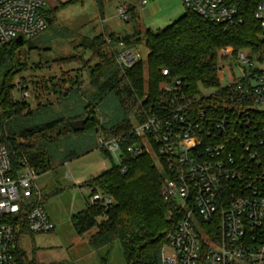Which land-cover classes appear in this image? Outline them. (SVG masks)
Instances as JSON below:
<instances>
[{
  "label": "built area",
  "instance_id": "obj_1",
  "mask_svg": "<svg viewBox=\"0 0 264 264\" xmlns=\"http://www.w3.org/2000/svg\"><path fill=\"white\" fill-rule=\"evenodd\" d=\"M181 1L212 22L243 21L225 0ZM45 4V0H0V46L44 32L49 23L41 12ZM117 14L130 21L124 5L118 6ZM255 18L264 29V0ZM254 57L247 49L219 50L217 74L226 89L218 101L222 108H207L198 102L201 98L192 102L180 92L181 81L175 80L166 84L171 94L168 106L150 110L119 134L97 132L98 147L118 163L124 153L149 156L164 173L161 191L176 221L161 248L160 264H264V69L244 67L239 78L225 76L232 60L252 67ZM141 59L137 48L116 53L123 68ZM217 93L203 91L202 99ZM86 189L92 193L90 205L104 209L113 205V196L94 187ZM43 196L32 169L23 163L15 171L7 146L0 144V264H19L20 227L9 218H16L23 206L32 233L55 229Z\"/></svg>",
  "mask_w": 264,
  "mask_h": 264
},
{
  "label": "trees",
  "instance_id": "obj_2",
  "mask_svg": "<svg viewBox=\"0 0 264 264\" xmlns=\"http://www.w3.org/2000/svg\"><path fill=\"white\" fill-rule=\"evenodd\" d=\"M93 1L99 14H103L105 0ZM261 1L225 0L237 8L243 18L241 23L212 22L185 8L180 18L157 31L151 28L143 31L135 5L129 4V22L133 30L128 34L109 36L119 47L116 53L121 49L137 47L138 42L144 41L148 51L146 61L141 59L132 67L121 69L116 61V53L111 57L105 53L107 41L105 34L100 33L95 36L83 35L77 46L82 53L63 56L59 62L84 60L86 53L92 51L100 59L93 66H88L91 78L88 87L92 89L93 96H98L97 100L102 101L104 94H114L125 116L132 112L135 120L143 118L150 110L159 111L168 106L171 94L166 84L175 80L181 81L180 92L192 102L201 98L198 102L207 108H222V104L218 105L219 97L224 95L226 89L221 87L217 74L219 50L224 46H232L235 51L247 49L259 63L264 64V29L255 18ZM41 12L53 23L51 11L47 14ZM21 44L14 40L0 46V144L7 146L15 171L20 170L23 163L32 171H47L51 165V156L44 149L47 143L69 140L88 131L97 133L101 130L107 135H116L133 126L134 123L125 116L105 126L90 105H85V111L80 114L26 126V119L33 114L30 102L14 96L15 78L29 68L20 59ZM40 66L38 64L36 67ZM163 70H167L168 74H164ZM21 78L23 83L27 82L24 76ZM62 82L64 85L54 91L61 97L68 95L75 85L80 88L83 84L79 74L61 78ZM37 83L34 85L35 91ZM26 84L24 89L28 87ZM47 85H43L44 89ZM203 89H213L218 93L202 99ZM145 93L148 96L143 99ZM35 95L38 97L37 92ZM72 120H85L84 128L73 130L69 124ZM100 150L112 158L110 152ZM163 179L164 173L153 165L149 156L133 158L124 153L120 163L113 161L109 168L82 183L83 187H94L113 196L114 203L105 209L88 203L86 208L72 216L76 232L83 235L96 227L97 232L90 239L94 246L118 239L125 264H160L161 248L176 221V217L169 215L170 203L162 195ZM24 209L25 206L16 218L9 220L20 227L16 241L19 264H34L23 257L19 248L20 235L23 232L32 233L22 212ZM104 215H107V219L102 218Z\"/></svg>",
  "mask_w": 264,
  "mask_h": 264
},
{
  "label": "rangeland",
  "instance_id": "obj_3",
  "mask_svg": "<svg viewBox=\"0 0 264 264\" xmlns=\"http://www.w3.org/2000/svg\"><path fill=\"white\" fill-rule=\"evenodd\" d=\"M45 1L42 11L46 14L51 11L53 23H48L47 29L37 36L25 38L24 43L19 46L20 59L29 68L21 75L26 78L27 84L23 83L20 75L15 78L14 96L16 99L26 98L33 110V114L26 119L25 125H40L55 118L80 114L85 111V105H90V108L94 109L105 126L115 120L123 119L124 111L114 94L106 93L102 96L103 100L99 101L98 96H93L92 89L88 87L91 82L88 66L100 61L92 51L86 53L84 60L81 58L63 64L59 62L63 56L82 53V49L77 46L83 35L95 36L102 33L95 2L93 0ZM132 1L135 0H105L106 13L115 12L116 6L121 5L128 9L127 5ZM162 1L159 0L161 6L168 8L172 13H182L185 9L181 0ZM128 15L130 16L129 12ZM163 17L165 16L160 15L151 24H147V27L157 31L174 21L161 22ZM127 26L130 28L131 24L128 23ZM146 28L142 27V30ZM105 39L107 41L105 53L111 57L119 47L109 35H105ZM137 44L138 46L133 48L139 49L142 60L146 61L148 51L145 42ZM253 63L254 66L250 67L248 63L239 65L234 60L229 62L237 78L243 76L244 67L248 71L264 69V64L259 63L255 57ZM38 64L42 67L37 68ZM118 66L125 69L119 64ZM76 74L80 75L83 83L80 88L75 85L74 89L63 97L58 92H54L64 85L63 82L61 83V78L67 79ZM35 82H38L37 91L34 90ZM25 84L28 86L26 89H24ZM45 84H48V90L44 89ZM203 91L209 92L208 89ZM36 92L38 97L35 95ZM147 96L148 93H145L143 99ZM125 117L133 123L137 121L132 112ZM98 146L99 137L94 131L44 145V149L51 156V165L45 172H36L34 169L33 171L36 174V182L44 193V208L54 222L55 229L44 233L23 232L20 235L19 248L28 261L34 264H125L122 246L118 239L108 244L94 246L90 239L97 232V228L79 235L72 223V216L87 207L92 194L86 187L80 185L109 168L115 161L113 154L110 153L112 158L105 156ZM77 180L83 182L78 183Z\"/></svg>",
  "mask_w": 264,
  "mask_h": 264
},
{
  "label": "crops",
  "instance_id": "obj_4",
  "mask_svg": "<svg viewBox=\"0 0 264 264\" xmlns=\"http://www.w3.org/2000/svg\"><path fill=\"white\" fill-rule=\"evenodd\" d=\"M129 4L135 5L136 10L139 14V21H140L141 27H144V28L147 27V24H151L153 20L159 18L160 15L165 16L163 17V19H161V22H171L172 20L176 21L185 12V9H184L182 13L180 12L172 13L171 11H168L169 10L168 8H163L159 0H148V2L144 4H142L140 0H135V1L129 2L128 5ZM162 4H163V1H162ZM117 7L118 6H116L115 8L116 11L112 13H106V7H105L103 14H99L98 12L99 23L101 24V27H102V34L124 35V34L130 33L133 30L132 23L129 21L125 23V21H123L121 17L117 14ZM164 11H167V12H164ZM174 21H172V23ZM128 23L131 24L130 28H127ZM147 28H151V27H147ZM233 73L234 72L232 71L231 67L227 68L225 71V76L227 78H232V75H235ZM77 182L81 183L83 181L77 180Z\"/></svg>",
  "mask_w": 264,
  "mask_h": 264
},
{
  "label": "water",
  "instance_id": "obj_5",
  "mask_svg": "<svg viewBox=\"0 0 264 264\" xmlns=\"http://www.w3.org/2000/svg\"><path fill=\"white\" fill-rule=\"evenodd\" d=\"M47 21L50 23L51 19L47 18ZM15 42L21 44L23 42V38L19 36L15 39ZM69 124L73 130L78 131L84 128L85 120H72L69 122Z\"/></svg>",
  "mask_w": 264,
  "mask_h": 264
}]
</instances>
